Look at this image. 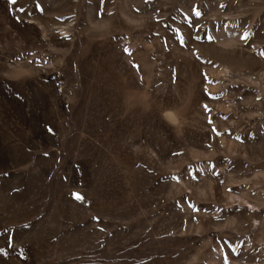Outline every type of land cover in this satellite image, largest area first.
Returning <instances> with one entry per match:
<instances>
[{
    "label": "rangeland",
    "instance_id": "374dc122",
    "mask_svg": "<svg viewBox=\"0 0 264 264\" xmlns=\"http://www.w3.org/2000/svg\"><path fill=\"white\" fill-rule=\"evenodd\" d=\"M0 264H264V0H0Z\"/></svg>",
    "mask_w": 264,
    "mask_h": 264
},
{
    "label": "snow or ice",
    "instance_id": "6c2138e0",
    "mask_svg": "<svg viewBox=\"0 0 264 264\" xmlns=\"http://www.w3.org/2000/svg\"><path fill=\"white\" fill-rule=\"evenodd\" d=\"M103 2H104V0H101V3H102V4H103ZM10 3H11L12 5H16V4L18 3V0H10ZM221 6L223 7L224 5H221ZM37 8H38V10L43 11V9L40 7L39 3H37ZM14 11H17V12H20V13H24V12H26V8H25V7L15 8ZM99 14H101V15L103 14V9L100 10ZM108 14L111 15L112 13H108ZM195 14H196L197 16L201 15V13H200L199 11H197ZM17 19H19V17H17ZM194 38L197 39V40L201 39V37L198 36V35L195 36ZM203 38H204V39H208V40H213V39H214L213 36H205V37H203ZM125 51L128 52L129 49L125 48ZM208 63H211V61H208ZM134 67H138V66H137V65H134ZM173 82H175V77L173 78ZM258 98H259V97H258ZM203 107L205 108L206 111H209V110H210V109L208 108V105H207V104H205ZM168 115L171 116L170 113H169ZM225 119H227V117H225ZM213 130L215 131V129H213ZM218 134H219V133H218ZM238 139H239V138H238ZM46 155H47V154H46ZM75 199H76V200H83V197H82L81 195H79V194H76V195H75ZM95 219H98V218H95Z\"/></svg>",
    "mask_w": 264,
    "mask_h": 264
}]
</instances>
